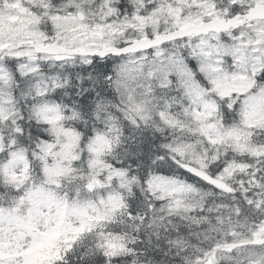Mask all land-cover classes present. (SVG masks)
I'll return each instance as SVG.
<instances>
[{"label":"snow or ice","instance_id":"6c2138e0","mask_svg":"<svg viewBox=\"0 0 264 264\" xmlns=\"http://www.w3.org/2000/svg\"><path fill=\"white\" fill-rule=\"evenodd\" d=\"M0 264H264V0H0Z\"/></svg>","mask_w":264,"mask_h":264}]
</instances>
